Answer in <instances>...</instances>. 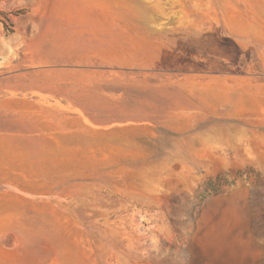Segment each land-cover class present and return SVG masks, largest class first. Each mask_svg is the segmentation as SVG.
Returning a JSON list of instances; mask_svg holds the SVG:
<instances>
[{
    "label": "rangeland",
    "instance_id": "374dc122",
    "mask_svg": "<svg viewBox=\"0 0 264 264\" xmlns=\"http://www.w3.org/2000/svg\"><path fill=\"white\" fill-rule=\"evenodd\" d=\"M33 1L0 0V48ZM130 1L148 33L120 71L93 77L107 108L97 151L42 159L51 184L0 186V228L58 236L5 264H191L200 228L250 226L264 242V152L225 144L242 123L226 119L241 109L227 80L258 65L235 37L255 39L264 0Z\"/></svg>",
    "mask_w": 264,
    "mask_h": 264
},
{
    "label": "crops",
    "instance_id": "0c3cea01",
    "mask_svg": "<svg viewBox=\"0 0 264 264\" xmlns=\"http://www.w3.org/2000/svg\"><path fill=\"white\" fill-rule=\"evenodd\" d=\"M134 6L130 0H34L20 15L12 14L16 31L0 48V186L51 184L42 181L50 178L42 172V159L97 151L89 141L107 120V108L93 77L120 71L122 58L135 55L138 35L147 36V19L138 18ZM255 21V28L248 24L255 39L235 37L258 65L255 75L227 80L238 84L241 109L226 119L242 123L225 144L232 147L234 137L245 151L257 152L255 141L264 152V15ZM254 102L256 109H250ZM56 233V228H0V264L16 258L26 241L56 242ZM197 238L191 264H264L256 228H200Z\"/></svg>",
    "mask_w": 264,
    "mask_h": 264
}]
</instances>
